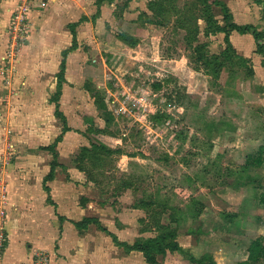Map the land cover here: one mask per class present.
Here are the masks:
<instances>
[{
	"label": "rangeland",
	"instance_id": "rangeland-1",
	"mask_svg": "<svg viewBox=\"0 0 264 264\" xmlns=\"http://www.w3.org/2000/svg\"><path fill=\"white\" fill-rule=\"evenodd\" d=\"M128 1L112 6L117 19L101 31L94 23L79 27L82 49L72 56L70 89L60 106L73 131L56 145L63 163L47 181L51 189L55 179L59 210L73 219L68 242L28 246L35 249L33 264L67 255L77 264H152L101 227L130 244L175 231L168 242L183 252L168 249L156 255L159 264H197L192 254L238 264L253 240L263 237L264 244V151L261 166L249 164L264 146V55L251 32H235L236 48L226 58L228 44L217 28L232 20L264 33V0H149L135 10ZM215 2L227 4L228 19ZM48 12L33 20L29 11L16 62L9 71L0 67L4 81L28 69L20 52L38 40L30 32L62 30L68 22L78 30L71 16L63 21ZM207 18L214 34H205ZM199 44H205L201 51ZM50 56L53 72L59 56ZM10 119L6 114L5 125ZM5 156L0 173L14 161L11 152ZM86 215L98 222L76 229L73 223ZM0 230L3 254L8 235L6 227ZM254 264H264V256Z\"/></svg>",
	"mask_w": 264,
	"mask_h": 264
},
{
	"label": "crops",
	"instance_id": "crops-1",
	"mask_svg": "<svg viewBox=\"0 0 264 264\" xmlns=\"http://www.w3.org/2000/svg\"><path fill=\"white\" fill-rule=\"evenodd\" d=\"M20 1L0 0V67L5 63L11 16L13 11L18 8ZM98 1L31 0L30 13L33 20L34 17H39L41 13L48 10V14L59 13L63 21L69 20L71 16L73 21L80 22V25L76 26L78 30H72L68 22L66 28L62 30L30 32V35L38 40L31 41L20 52L22 65L28 66V69L25 67L27 70L17 74L14 82H10V77L7 82L4 81V76L0 72V165L5 162V151L11 152L12 158H14V161L7 164V169L3 166L0 173L2 181L0 182V203L4 204L7 212L5 227L8 235L2 264H33V251L35 250L33 248L41 245L45 239L48 240H45L47 246L53 242H59L60 246L65 243V240L68 242L69 229L66 226L69 219L73 218L66 216V213L62 214L59 210V201L53 194L55 179L50 183L51 189L49 191L45 189V186H48L46 178L50 173L53 161L52 151L46 148L54 144L60 135H63L62 139L56 143L60 144L73 131L68 124L67 115L63 113L70 128L63 132L65 123L56 114V109L57 104L61 103L59 104L61 106L69 93L70 62L73 54L82 49L79 47L80 44L78 46L75 44V48L71 49L66 56L65 81L58 103L53 101L52 94L53 91H57V74L61 69L63 52L73 45L74 36L75 43L78 42L79 27H82L83 23L87 26L94 23L101 31V27L106 21H111L112 18L117 19L112 6L118 0H100L99 6ZM148 1L129 0L127 8L135 10L136 5L147 4ZM98 10L100 14L94 18ZM235 32L242 35L237 31L230 32V41L233 47L235 46L231 36ZM92 34L94 35V33ZM217 35L223 37V42L225 41L223 31ZM43 36L49 40H44ZM38 42H42V44H38ZM52 52L59 56L53 72V66L50 68L48 65V59L51 58L50 53ZM77 65H81V72L85 70L84 63L81 64L80 61H77ZM45 72L53 74V76L51 74L48 76L50 80L46 79ZM5 98L8 103H5ZM6 114L8 118H11L7 125L3 121L4 117L6 119ZM3 135H5L4 139ZM57 149L58 146H56ZM58 162L63 163L61 160ZM48 195L51 196V202L48 200ZM86 217L94 216L86 215ZM73 224L76 229H79L75 222ZM107 229L109 230V228ZM196 242L197 245L202 244V240ZM61 253L66 254V251ZM192 255L195 256V254ZM70 257L67 255L61 259H54L52 264H77L76 260ZM246 259H248V253L244 260Z\"/></svg>",
	"mask_w": 264,
	"mask_h": 264
},
{
	"label": "trees",
	"instance_id": "trees-1",
	"mask_svg": "<svg viewBox=\"0 0 264 264\" xmlns=\"http://www.w3.org/2000/svg\"><path fill=\"white\" fill-rule=\"evenodd\" d=\"M215 4L220 5L222 9H224V14H225V18L228 19L230 9L227 6L226 3L223 2H215ZM100 5V0L98 1V6ZM100 14L99 10L96 12V14L94 15V18L97 17ZM207 25H206V31L205 34L209 35V34H214L216 31L214 30H209V25H210V21L211 18H207L205 19ZM227 28L225 27H218L217 30L223 31L225 33V42L228 44V48L225 50H223V53L226 52V58L230 59L231 58V49L234 50L232 43L230 41V32L231 31H237L240 34H247V33H252L254 35L255 38V42L257 45V50L259 53H262L264 55V43L261 42V40L264 38V33L260 32L258 30L255 29V27L252 24H247V25H239L236 22H233L232 20L228 23ZM122 38L124 40H126L127 42H129L128 40H131L130 36L127 33H122ZM197 39V38H195ZM131 44L134 43V41L130 42ZM75 36H74V41H73V45L70 47V49L66 50L63 52V59H62V63H61V69L57 74L58 77V83H57V91L55 93V97L53 98V101L58 103L59 100V96L61 94V90H62V86H63V82L65 81V69H66V56L69 53V51L73 48H75ZM205 46V44H199L197 51H201V49ZM230 49V51H229ZM161 86V84H154L155 88H159ZM56 114H58L64 121V128H63V132L68 131L70 128L68 127L67 123H66V118L64 116V114L61 112L60 110V106L59 104H57V109H56ZM63 135H60L57 139L56 142L52 145H49L46 149H49L50 151H52L53 153V161L51 164V170L49 175L47 176L46 180L49 178H53V176L56 173V167L59 164L58 162V158H57V152H56V143L58 141H60L62 139ZM95 147H100L97 145H94ZM264 151V146H262L260 148V153L254 157V160L249 163L251 166L254 167H258L261 166L263 163V153ZM46 191H49L50 188L49 186H45ZM48 200L51 202V196L48 195ZM264 203V195L262 196V200ZM98 222L97 219H93V218H85L82 222H75V225L77 228H82L85 227L89 224V222ZM165 226L164 225H160V229H163ZM102 230H104L105 232H107L108 234H110L113 238V240L115 242H117L119 245L123 246L125 249L127 250H138L141 251L142 253H144L145 258L147 259L148 262L152 263V264H159L156 258V255L158 254H164L166 253V251L168 249H172V250H179L181 252H183V249L181 246H179L176 242L172 243V242H168V240H175V238L177 237V233L175 231H167V232H162L160 234H158L156 237L153 238H147L144 240H137L136 242H134L133 244L127 243V242H119L117 236L111 232L110 230H108L105 227H101ZM263 237H258L255 240H253L251 242V244L248 247V259L239 262L238 264H254V262H258L259 260H261V258L264 256V244H263ZM205 257V256H204ZM204 257L201 258H194V256L190 255L189 259L194 262H196L197 264H216V262L210 261V262H204Z\"/></svg>",
	"mask_w": 264,
	"mask_h": 264
},
{
	"label": "built area",
	"instance_id": "built-area-1",
	"mask_svg": "<svg viewBox=\"0 0 264 264\" xmlns=\"http://www.w3.org/2000/svg\"><path fill=\"white\" fill-rule=\"evenodd\" d=\"M31 9V0H21L19 3L18 8H16L11 16L10 20V28L8 31L9 35V42H8V48L5 56V63L3 66H1L2 70L9 71L10 66L14 62H16L19 50L21 49V45L19 44L22 42L25 38L27 39L29 30L26 28L27 24H25V21L28 19V14ZM23 43V42H22ZM8 62H7V61ZM9 78H7V81ZM6 217V211L2 203H0V223H2V226H0V229L4 230V221ZM2 238L3 233L0 230V264H2L3 260V254H1V249L3 248L2 245Z\"/></svg>",
	"mask_w": 264,
	"mask_h": 264
}]
</instances>
